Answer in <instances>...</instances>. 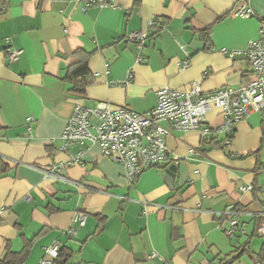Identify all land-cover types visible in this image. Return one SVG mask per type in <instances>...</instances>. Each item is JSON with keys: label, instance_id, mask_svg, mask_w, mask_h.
<instances>
[{"label": "crops", "instance_id": "1", "mask_svg": "<svg viewBox=\"0 0 264 264\" xmlns=\"http://www.w3.org/2000/svg\"><path fill=\"white\" fill-rule=\"evenodd\" d=\"M86 1L3 2L0 156L9 167L0 175V259L6 247L19 251L31 240L24 264H38L53 243L62 256L52 264H264V109L234 125L229 146L212 130L173 131L166 143L178 161L146 169L133 184L98 143L74 144L71 155L59 150L74 104L108 101L146 113L158 87L198 81L206 93L247 83L248 60L228 52L258 38L264 0H113L104 8ZM243 1L254 16L232 15ZM139 30L148 32L141 48L127 39ZM8 49L22 52L9 61ZM79 59L92 76L83 94L64 79ZM222 121L217 109L208 112L211 128ZM70 157L77 162L58 177L43 176ZM170 165L171 184L164 180ZM246 184L253 189L241 190ZM76 210L87 217L69 236ZM230 219L239 230L227 235Z\"/></svg>", "mask_w": 264, "mask_h": 264}, {"label": "built area", "instance_id": "2", "mask_svg": "<svg viewBox=\"0 0 264 264\" xmlns=\"http://www.w3.org/2000/svg\"><path fill=\"white\" fill-rule=\"evenodd\" d=\"M88 5L115 7L113 0H87ZM232 15L252 17L255 13L248 2L243 1L237 3ZM153 25L154 21H149L148 29ZM147 34V30L132 31L128 33L127 39L138 43L141 48ZM180 48L186 55L181 62V68L184 69L189 65V55L185 45L181 44ZM21 52V49H8L9 61L16 60ZM228 55H243L248 60L251 77L244 85L238 88L221 87L206 93L198 81H192L185 88L158 87L155 90L156 104L146 113L126 105L112 108L108 101H98L94 107L74 104L60 137L59 150L71 155L70 148L74 144L98 143L104 155L124 167L125 178L133 184L146 169L178 161L179 157L171 155L166 143L173 131H201L208 134L212 130L213 134H223L222 143L229 146L234 125L246 118L250 110L264 109V19L259 22L258 38L249 41L243 50L230 51ZM142 58L143 54L140 53L138 60ZM212 108L223 116L222 123L213 128L207 124V114ZM30 120L33 118L27 119ZM76 162V158L70 157L66 162L53 163L42 171L43 176L58 177L60 172ZM240 189L248 191L253 186L246 184ZM260 190L264 191V184ZM24 199L29 201L31 197L27 194ZM86 217L85 211L76 210L72 225L65 232L73 236L77 228L84 225ZM237 230L238 223L233 219L228 220L225 233L232 235ZM258 233L264 236V216L258 225ZM58 251L57 243L45 247L38 264H52L58 257Z\"/></svg>", "mask_w": 264, "mask_h": 264}, {"label": "trees", "instance_id": "3", "mask_svg": "<svg viewBox=\"0 0 264 264\" xmlns=\"http://www.w3.org/2000/svg\"><path fill=\"white\" fill-rule=\"evenodd\" d=\"M3 2L4 0H0V12L3 10ZM210 26L207 27L203 32L208 35L210 32ZM78 52V51H77ZM64 79L67 80L72 85V91L77 94H83L85 92L86 87L91 83L92 76L88 69L86 59H79L78 61L70 64L66 70ZM264 122V121H263ZM209 142L218 144L219 142L215 140V137L210 138ZM9 167V162H7L3 157L0 156V175L7 172ZM103 219H100V223ZM31 240H25L24 244L19 251H12L10 248H5V254L0 259V264H24L26 257L29 252ZM62 256V251H58V257L55 259L58 262ZM236 257H231L226 260L225 263H230Z\"/></svg>", "mask_w": 264, "mask_h": 264}, {"label": "water", "instance_id": "4", "mask_svg": "<svg viewBox=\"0 0 264 264\" xmlns=\"http://www.w3.org/2000/svg\"><path fill=\"white\" fill-rule=\"evenodd\" d=\"M175 170V165H170L166 170H165V176H164V180L167 183L171 184V180L173 178V172Z\"/></svg>", "mask_w": 264, "mask_h": 264}]
</instances>
